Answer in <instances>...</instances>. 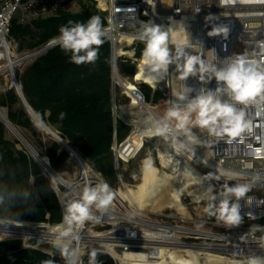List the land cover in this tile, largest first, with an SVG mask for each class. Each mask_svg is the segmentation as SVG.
<instances>
[{"label":"built area","instance_id":"1","mask_svg":"<svg viewBox=\"0 0 264 264\" xmlns=\"http://www.w3.org/2000/svg\"><path fill=\"white\" fill-rule=\"evenodd\" d=\"M75 1L78 0H0V37L10 42L11 31L16 19L25 26L58 17L67 12L68 7ZM94 1L98 3V9L106 14L107 24L104 27L105 36L103 39L108 40L112 48L114 100L118 89L129 96L126 86L122 82L123 78L119 69L120 61L126 57L136 61L138 47L145 46L144 42L139 39L142 24L153 22L166 29L162 17L168 19L186 18L189 26L191 28L194 26L193 42L205 41L206 32L211 31L212 28L227 26L229 28L227 39L223 34L210 37L209 51L213 54L214 63H221L229 57L234 58L238 55L246 56L249 59H264V0H169L167 7L162 5V0ZM128 40L132 41L131 45L126 43ZM44 47L49 48L47 52L55 48L50 47L49 43ZM120 48L125 51L123 54H119ZM188 49L193 48L189 47ZM39 51L40 49H37L27 55L36 57L28 65L46 53ZM11 52V46L8 50L0 47V55L11 54ZM130 53L132 55H129ZM15 56L19 55L15 54ZM3 59L4 57L0 59V63L3 62ZM174 65L170 64L168 69ZM25 67L18 68V71ZM25 71H23V75ZM183 80L184 85L178 93L183 92L185 88H192L194 90L190 93L192 97L200 89H215L216 87L214 79L208 84H206V80L201 81L198 77L193 76ZM171 83L168 72L164 75L163 82L157 88L152 89V97L161 92L165 96L169 108L173 103L185 104L186 102L179 101L178 93L175 95ZM19 84H22V78ZM136 84L138 90L133 94L138 98V108L148 115H152L156 120L163 118L149 107L147 97L142 90L143 86L148 84L142 81ZM15 88L16 85L12 84L8 91L15 90ZM223 99L228 100V97L225 96ZM239 107L245 111V120L249 123V127L238 137L220 138L210 135V145L206 151L199 148L198 145H193L206 160L217 166V169L211 168L214 173L225 177L228 182H232L230 186L237 184L249 186L244 197L239 201L233 197L231 201L232 203L238 202L240 205L242 221L239 225L228 226L218 220L216 222L197 221L195 222L196 226L192 227L190 220L176 216L172 210L156 214L155 218H152L144 212L137 213L128 207L110 187L114 193V199L109 211L101 214L93 209L94 213L100 216L99 221H87L82 228L78 229L79 248L81 249L80 264H89L88 260L90 261L93 251L96 253L95 259L98 256H108L113 259L115 264H122L109 253L106 244L122 247L129 245L131 244V240L128 239L129 235L132 239H136L138 245L150 246L155 253H158L161 248L192 249L196 253L203 255L210 253L240 264H245L251 256L264 257V225H256L257 222L264 221V198L256 192V187L264 184V92L257 94L248 104L239 105ZM113 112L116 121L122 119L117 107L113 108ZM116 114L119 115L116 116ZM167 123L169 127L172 126L171 129L174 132L166 137L171 138L174 144L176 141L179 143L187 140V135L183 130L177 129L176 125L170 121ZM196 127L194 121L188 125L191 134ZM134 132L135 130L122 143L118 142L117 134H115L112 155L117 163V170L121 163L131 162L150 141V138H145L141 150L135 152L132 149L129 151L130 144L126 147L125 145L132 139ZM229 140L231 143L228 142ZM167 141L170 140L156 142L154 145L159 154L169 151L164 148ZM187 151L189 152V150ZM77 163L79 166L78 177L67 180L60 175L61 179L69 185L58 183V188L54 190L62 211L67 202L79 198L86 183L93 186L101 182L106 183L103 175L95 170L89 162L77 161ZM201 164L205 166L203 162ZM85 172L87 176H85ZM12 222L14 231L27 232L29 235L26 238L11 235L9 237L11 239H0V242L20 241L24 249L41 250L52 259L62 256L52 245V240L60 230V224ZM22 225L26 226L22 227ZM201 227L210 228V230L201 229ZM215 229L218 230L215 231ZM36 233H41L43 236L36 237ZM43 246L48 248H42ZM73 246H76L75 242Z\"/></svg>","mask_w":264,"mask_h":264},{"label":"trees","instance_id":"2","mask_svg":"<svg viewBox=\"0 0 264 264\" xmlns=\"http://www.w3.org/2000/svg\"><path fill=\"white\" fill-rule=\"evenodd\" d=\"M87 1L93 2V0ZM91 16H99L103 28L106 26V14L96 7L87 6L79 14L65 12L58 17L34 22L23 28L13 26L11 38L14 43L16 41L26 43L31 40L32 44L15 47L11 43L10 45L16 49L17 53L24 52L26 48L31 51L41 49L52 37L59 35V28L62 25L68 24L69 21L86 22ZM103 40V44L99 47L98 58L94 63L82 65L71 63L70 54L66 55L57 46L38 57L26 69L22 77L25 98L35 113L43 117L46 125L56 130L63 140L68 141L90 163L109 159L114 161L112 147L115 143V134H117L118 142L122 143L126 139H121L122 130L130 131L121 121H116L112 113L114 108L112 48L108 40ZM126 43L131 45L132 41L128 40ZM124 52L123 48L119 49V54ZM3 55L6 58L7 53ZM11 55L14 53L11 52ZM137 57L138 65L134 60L127 58L121 60V68L127 65L137 68L132 79L126 77L122 80L135 106L139 105L138 98L133 94L138 90L137 82L142 81L157 88L151 80L138 71L143 62V53H139ZM3 64L1 63L0 66ZM17 71L14 75H1L10 77L12 79L10 84L16 85L20 83ZM143 87L147 88L151 97L152 90L147 85ZM162 98H164L163 94L156 93L155 103ZM0 108L8 110L10 122L26 139H28L26 135L28 133L41 147H44L46 157L58 173L66 168L71 155L66 150H62L60 144L52 137H47L44 129L40 130L36 127L14 89L1 95ZM5 113L7 114L6 111ZM60 113L66 114L63 119L60 118ZM155 120L149 114L144 121V124H149L148 127L142 128L135 123L137 130L134 135L141 132H154L152 124ZM9 132L7 126L0 121V183L28 189L31 192V199L25 203L20 199L13 201L8 218L16 222L61 224L63 211L51 182L43 175L28 151L21 146V142L8 137ZM19 146L22 149H19ZM96 170L102 174L101 171ZM143 176L142 173L140 180ZM143 184L147 182L144 181ZM156 189L159 190L158 193L150 195L148 192L147 199L155 200L165 196L167 190L163 185L156 184ZM181 214L188 216L187 208L181 211ZM0 218L3 217L0 216ZM108 251L122 264H171L141 262V256L138 254H127L124 251L111 249ZM49 259L55 264H66L62 256L52 259L41 250L24 249L20 241L0 242V264H41L42 261ZM95 260L96 264H115L108 256H98Z\"/></svg>","mask_w":264,"mask_h":264},{"label":"clouds","instance_id":"3","mask_svg":"<svg viewBox=\"0 0 264 264\" xmlns=\"http://www.w3.org/2000/svg\"><path fill=\"white\" fill-rule=\"evenodd\" d=\"M180 31H184L182 21L177 22ZM173 27L165 29L153 22L142 24L139 39L144 42L143 61L146 65L145 74L150 80L162 78L167 74L170 64H175L177 71L181 73V79L189 76L198 77L199 80H215V89H200L192 97V88H185L178 93L179 101L185 104L173 103L161 119L153 121L152 128L156 135L167 136L172 132L168 125L169 120H176V128L183 130L187 140L179 142L178 151L192 150V146L199 143L195 135L190 133L188 125H194L205 129L215 137H238L249 123L245 120V111L239 105H246L257 94L264 92V59H249L238 55L229 57L221 63H213L202 59L200 55H192L186 51L192 47L190 41H179L174 52L170 50V34ZM229 28L227 26L215 27L207 33L209 37L223 34L227 39ZM105 30L99 16H91L86 22L69 21L59 28V35L49 41L50 47L58 46L66 55L70 54V62L76 65L94 63L98 58L99 47L103 44ZM10 42L0 37V47L8 50ZM201 46L203 43L201 42ZM214 51V49H213ZM228 97L224 100L223 97ZM60 113V118L65 117ZM36 127H47L43 117H39ZM231 143V140L228 141ZM85 176L87 173L85 172ZM249 190L248 185H225L224 191L219 193L220 203L215 209L212 206L205 211L228 226L239 225L242 221L240 205L232 203V198L237 201L244 197ZM216 197H213L215 199ZM16 199L23 203L31 199V192L25 188L10 187L7 183H0V224L7 227L12 225L8 218L12 209L11 204ZM114 193L107 183L96 185L86 183L79 198L67 202L63 206L62 223L59 231L52 240L53 247L60 252L66 264H80L81 249L79 248V228L87 221H99L93 209L104 214L107 213L113 203ZM74 242L76 246L74 247ZM95 251L91 254L89 264H96ZM41 264H55L51 259L44 260ZM245 264H264V257L251 256Z\"/></svg>","mask_w":264,"mask_h":264},{"label":"rangeland","instance_id":"4","mask_svg":"<svg viewBox=\"0 0 264 264\" xmlns=\"http://www.w3.org/2000/svg\"><path fill=\"white\" fill-rule=\"evenodd\" d=\"M87 6L96 7L97 9L99 7L98 3L95 2L94 0H93V2H90L87 0H78V1L73 2L68 7L67 12H69L71 14H79ZM47 20H49V19H47ZM13 26L17 27V28H23L24 27V25L21 24L18 19H16L14 21ZM10 43L14 47L20 46L22 44H26V46H27L29 44H32V41L28 40L26 43H24L23 41L22 42L16 41V43H14L13 39L11 38ZM13 46H11L12 52L19 55L18 57H16L15 54L12 55V57L16 58V59L21 58L24 54H28V53L33 52L30 49L26 48L24 50V52L17 53L16 49ZM144 47L145 46H143V45L138 47V50H137L138 54L143 53ZM2 55L3 54L0 55L1 56L0 59H2L4 57ZM7 56H8V54H7ZM7 56H6V58H4L5 60L3 59V62H2V63H4L3 65L9 63V61L7 60ZM126 58L130 59L128 57H126ZM130 60H132V59H130ZM138 60H139V58H136L135 62L137 63V65H138ZM29 66L30 65L26 66L25 68H28ZM25 68L24 69L22 68L18 71V76H19L20 80L22 78L23 71L26 70ZM119 69H120L121 74L123 73L124 77L126 76V77H129L130 79L133 77V74L137 70V68H135L132 65H127L124 68L123 67L121 68V61L119 63ZM11 82H12V79L10 77L4 76V77L0 78V89H1L0 90L1 91L0 97H1V95L7 93L9 87L11 86V84H10ZM179 88L181 89L182 85H181V87H178L177 93H178V91H180ZM142 90L145 93L147 100L150 103L152 101V98L150 97L147 88L143 87ZM166 91H167V89H166ZM119 92H120V90L118 89L117 95H119ZM158 102H160L161 106L157 107V111L159 114L164 116L166 111L169 109L168 102H167V100H164V98H162ZM126 103L127 102L123 98L118 99V104H126ZM3 110H5L8 114L7 109H3ZM134 113H135L134 120H143V122H144L145 119H147V117H148L147 113H145L142 116H141V114L139 116L138 112H134ZM127 119L130 120L131 118H127ZM194 119H195V114H193V117H192L193 121H194ZM173 122L175 124H177L176 120L175 121L173 120ZM170 128H172V126ZM129 129H130V131H128V129L122 130L121 139H125L129 133L131 134V132L133 130L131 128H129ZM136 130L137 129H135V131ZM172 132H174L173 129H172ZM44 134L47 137H49L46 133H44ZM26 135L28 138L27 139L28 142H30V144L35 148V150L41 156L45 157L46 161L48 162L47 157L45 155L44 147H41L37 143V141L35 139H33L28 133H26ZM192 135H195L197 137V139L199 140V143L196 144V145H198L199 148H201L204 151L209 149L210 134L208 133L207 130L196 127L193 130ZM155 136H157V135L154 134V135L142 137V140H139L138 143H136V144H140L143 147V143L145 141V138H150V141L148 143H146V145L142 149V151L131 162L121 163L118 170H117L116 161L115 160L113 161L111 159L104 160L102 162H91V163L89 162V164L93 168L95 167L96 169H98L99 171L102 172L104 180L116 193L118 191L123 192V193L125 192V188L123 186V183H125L127 185L126 186L127 189L135 197L139 208L145 214H147L148 216H151L152 218H155L156 214H160V213H163L165 211L172 210L176 216L183 217L187 220H190L192 227L196 226L195 222H197V221H204V222H216V221H218V219L216 218L215 215H210L208 212L205 211V209L209 208V206H212L213 209L218 207L220 200L218 198L217 199H212V198L215 195L219 196V193L224 191L225 185L230 186L232 184V182H228L225 177L220 176L217 173H214V171L211 170V168H207V167L203 166L201 163H197V162L190 160L191 164L199 171V173L209 180V187L212 189L213 193H210L208 198L203 197L206 193V189H205V186L203 185V183H201V184L199 183L198 185L193 186L192 190L193 191H200L201 197H199L197 199H193L190 196V194L187 192H185L183 194L184 196L180 195L177 191L176 184L173 181L167 182V181H164L162 179L161 170L168 172L169 169H167V168L164 169V166L162 164V160L160 158V154L154 148V145L156 144V142L159 143L160 141H166V140L171 141L172 139L165 137V136L164 137L163 136L155 137ZM8 137L11 140L17 139V137L14 136L12 134V132H9ZM172 144H174V142H172ZM21 146L23 148H25L22 144H21ZM21 146H19V149H22ZM164 148L166 150L168 149L166 146ZM70 160H71L73 165L66 166V168L61 173H59L63 178H65L67 180H73L76 177H78V175H79V170H78L79 166H78L77 161L72 157ZM180 167L181 166H178V167L176 166V169H179ZM142 173L144 174V176L140 180ZM144 181H146L147 184H143ZM192 182H194V181H192ZM156 184H161L164 186V188H166L167 192H166L165 196L162 198L155 199V200L147 199L148 192H150V195L158 193L159 190L156 189ZM256 192L264 198V184L258 185L256 187ZM126 205L135 211L137 210L135 207L131 206L130 204H126ZM185 208H187L188 216H184L181 214V211L185 210ZM256 225H258V226L264 225V221H259L256 223ZM25 226L26 225H22V227H25ZM13 228H14L13 225H9L6 228L7 233H11L13 235L17 234L18 232L14 231ZM201 229H209L210 230V228H206V227H201ZM217 230L218 229H215V231H217ZM20 234H23L22 236H24V237L28 236L27 232H20ZM16 236H19V235H16ZM35 236L41 237V236H43V234L36 233ZM5 238H9V237H5ZM9 239H11V238H9ZM42 248H48V247L43 246ZM127 254H132V253H127ZM133 254L139 255V253H133ZM139 256H141V255H139ZM190 261L193 264H202L199 261H196V262H194L193 260H190ZM211 264H219V262L214 260L211 262Z\"/></svg>","mask_w":264,"mask_h":264},{"label":"bare ground","instance_id":"5","mask_svg":"<svg viewBox=\"0 0 264 264\" xmlns=\"http://www.w3.org/2000/svg\"><path fill=\"white\" fill-rule=\"evenodd\" d=\"M162 5L164 7L169 6V0H162ZM163 21L165 22L166 29L171 26L173 27V32L170 34V42H169V47L170 50L174 52L176 44L183 40L187 39L190 41L192 48L193 49H186L187 52H189L192 55H200L202 59L206 61H211L214 63V57L213 54L209 51L210 48V37L207 35L208 32H206L205 35V41H200V42H193V33H194V26H189V22L187 21L186 18L182 19H168L166 17H162ZM182 21L183 26H184V31H180L179 25L177 22ZM201 42L203 43V46H201ZM201 50V51H200ZM203 50V51H202ZM7 60L9 63L2 65L0 67V75L1 74H12L18 70V68L27 66L30 64L36 57H28V54L23 55L21 58H13L10 53H7ZM145 68L146 65L144 64V61L142 64L139 66L138 71L140 74L146 78H148L145 74ZM169 72L170 74V81L171 86L173 87L175 95L177 94V89L178 87H181V85H184V80L181 79V73L177 71L176 66H171L167 73ZM164 77V75H163ZM163 77L156 79V80H151L153 84L158 87L160 83L163 82ZM149 79V78H148ZM150 80V79H149ZM209 80L206 79V84H208ZM180 89V88H179ZM186 101H184L185 103ZM7 117V114L5 113L4 110L0 109V118L5 119ZM9 129V128H8ZM10 132L14 136V132L9 129ZM154 132H141L135 134L132 139L127 143L126 146H129L128 150L133 151H139L141 150V145L136 144L138 143L139 140H142V137H146L149 135H154ZM175 134V133H174ZM177 135V134H175ZM178 144V141H176L175 144H172L170 141L166 142V146L168 147V152L160 153V158L162 160V164L164 166V169L167 168L169 169L168 172L161 170V177L164 181L170 182L173 181L176 184L177 191L180 195L183 196L185 192L189 193L190 196L193 199H197L201 197V192L200 191H193L192 187L195 185H198L199 183H203L206 189V193L203 197H209L210 193L212 192V189L209 187V180L202 176L199 171L191 164V161L201 163L203 162L204 165L207 168H212V169H217V166L214 165L212 162L206 160L201 153H199L193 146L192 150H181L178 151L176 145ZM31 152V150H30ZM168 153V154H167ZM39 160V159H38ZM46 160V158H45ZM191 160V161H190ZM47 162V161H46ZM196 163V164H197ZM39 164L42 167V169L46 172L48 177L54 182V183H64L66 185H69L65 182V180L61 179V177L56 176L50 168L47 166L45 162L42 160H39ZM176 166H181L179 169H176ZM194 181V182H192ZM126 182V181H125ZM123 186L125 188V192H117V197L123 200L124 203L130 204L131 206L135 207L137 210V213L143 212L139 206L138 203L133 196V194L127 189V185L123 183ZM216 197L215 199H219V196H214ZM213 199V198H212ZM9 226V225H8ZM7 226V227H8ZM4 225L0 224V239H7L5 237H11V233H7V230ZM14 230V228H13ZM17 232V231H16ZM14 235H19L22 236L23 234H20L18 232L17 234ZM29 235V234H28ZM26 238V237H25ZM128 239H130L131 244L125 245V246H114V245H109L106 244V247L111 250H120L124 251L127 253H140L141 255V262H147V263H171V264H193L191 263L190 260H193L194 262L199 261L202 264H211L212 261H217L219 264H240V263H235V262H230L226 259H223L221 257H218L214 254L210 253H205L204 255L201 253H196L192 249H182V248H174V249H163L161 248L158 253H155L150 246H140L136 243V239H132L131 235H129ZM145 239V238H144ZM101 243L104 244V242L101 241Z\"/></svg>","mask_w":264,"mask_h":264},{"label":"water","instance_id":"6","mask_svg":"<svg viewBox=\"0 0 264 264\" xmlns=\"http://www.w3.org/2000/svg\"><path fill=\"white\" fill-rule=\"evenodd\" d=\"M49 48L48 47H44L42 49H40V53H45L47 52ZM16 93L18 94L19 98L21 99L23 105L25 106V108L27 109L29 115L31 116L34 124L36 122V120L39 118V116L35 113V111L32 109V107L29 105L27 99L25 98L24 92H23V85L22 84H18L16 83V88H15ZM1 109V108H0ZM114 113V112H112ZM119 114H116V116H118ZM0 121H2L7 128L11 129L14 134L16 135L17 139L21 142V144L26 148V150L29 152V154L31 155V157L34 159V161L38 164V166L40 167V169L43 172V175L45 177L48 178V180L51 182V185L53 187V189H57L58 188V183H54L46 174V172L42 169V167L39 164V160H42L43 162H45L47 164V166L50 168V170L56 175L60 177V174L51 166L50 160L48 159V162H46L45 157L41 156L36 150L35 148L28 142V140L20 133V131L10 122L9 118H8V114L7 117L5 119H1ZM36 125V124H35ZM42 130V129H40ZM47 133L48 136L52 137L55 141H57L62 150H66L72 158H74L76 161L78 162H87L88 161L75 149L73 148V146L70 145V143L66 140H63L60 136V134L54 130L51 126H48L44 129ZM31 150V152H30ZM39 159V160H38Z\"/></svg>","mask_w":264,"mask_h":264},{"label":"crops","instance_id":"7","mask_svg":"<svg viewBox=\"0 0 264 264\" xmlns=\"http://www.w3.org/2000/svg\"><path fill=\"white\" fill-rule=\"evenodd\" d=\"M122 78H123V80H125L126 79V76L124 77L123 76V73H122ZM129 78V77H128ZM133 78V77H132ZM131 78V79H132ZM130 79V78H129ZM151 90L154 88L153 86H150V85H147ZM152 93H153V91H152ZM161 93V92H160ZM162 94V93H161ZM120 96V97H119ZM124 99L127 103L126 104H118V99ZM151 98H152V101L149 103V101H148V103H149V106L151 107V108H153L157 113H158V111H157V107H160L161 105H160V102H158V103H155V101H154V97H152V94H151ZM164 100H166V98H165V96H164ZM114 107H117V109H118V112H120V115H121V117H122V119H118L117 121H121L125 126H127L128 128H131L133 131L136 129L135 128V123L136 124H138V126H141L142 128H146V127H148L149 126V124H144V122H143V120H134V116H135V113L134 112H138V114H139V116H140V114H141V116L142 115H144L145 114V112H143V111H141L139 108H138V106H135V105H133V103H132V99L129 97V96H127L124 92H122V91H120L119 92V95H116L115 96V100H114ZM159 114V113H158ZM161 117H164V116H162L161 114H159ZM127 118H131L130 120L129 119H127ZM173 120L174 119H172V121L171 120H169L170 122H172L174 125H176L174 122H173ZM175 121V120H174ZM132 131V132H133ZM131 132V133H132ZM131 134L129 133L128 134V136L126 137V139L130 136ZM125 139V140H126ZM68 165H73L72 164V162H71V160L68 162V164H67V166Z\"/></svg>","mask_w":264,"mask_h":264}]
</instances>
